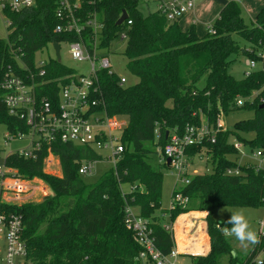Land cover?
<instances>
[{
  "label": "trees",
  "instance_id": "trees-1",
  "mask_svg": "<svg viewBox=\"0 0 264 264\" xmlns=\"http://www.w3.org/2000/svg\"><path fill=\"white\" fill-rule=\"evenodd\" d=\"M216 1L222 8L212 24L214 34L198 37L193 25L182 31L177 23L167 24L156 12L143 13L140 0H84L76 16L82 21L95 16L102 24L96 34L99 49L118 40V33L125 28L126 67L138 81L120 85L117 75L100 70L92 95L107 116L126 119L120 132L123 151L114 166L91 184L83 182L78 173L82 161L102 159L89 145L58 141L42 145L34 159L16 152L5 156L4 163L19 176L36 177L51 190L40 202L17 205L0 200V212L21 216L27 264H140V246L124 225L127 206L136 208L151 223L155 244L163 254L176 247L195 264H219L223 255H228L230 264H243L264 252V236H258L248 256L239 261L227 237L216 228L217 223L227 229L231 226L226 219L213 218L217 207H264V169L251 164L238 166L228 159L236 158L232 137L264 151V71L255 70L242 79L228 72L230 56L242 53L258 61L256 52H264V5L254 20L246 23L237 2ZM122 10L131 24L126 25V20L116 26ZM56 11L54 0H35L34 6L20 12L4 11L8 25L5 38H0V72L10 70L21 75L19 62L36 71L37 52L54 42L78 40L75 33L56 31L63 24ZM82 37L92 53L91 28ZM237 39L246 43L248 50ZM44 70L45 84L36 88V94L55 102L58 81L73 71L55 57L45 62ZM237 111H251L252 117L237 120L230 129L218 130L214 143L203 141L186 149L189 158L204 154L213 165L212 173L193 174L180 189L188 198L187 207L162 209L161 169L166 165L159 150L167 142L166 134L182 133L186 125L200 126L202 116L204 123L215 129L219 112L227 116ZM0 122L7 132L27 130L24 121L10 116L1 103ZM48 149L58 160L59 177L43 170ZM153 154L160 160L157 169L149 163ZM235 167L241 171L239 175L225 174L226 169ZM124 184L129 191L121 190ZM167 214L174 225L171 230L160 224L161 215ZM194 220L204 222L194 225ZM206 237L209 248L204 254Z\"/></svg>",
  "mask_w": 264,
  "mask_h": 264
},
{
  "label": "built area",
  "instance_id": "built-area-1",
  "mask_svg": "<svg viewBox=\"0 0 264 264\" xmlns=\"http://www.w3.org/2000/svg\"><path fill=\"white\" fill-rule=\"evenodd\" d=\"M152 5L151 12H156L162 16L167 24L177 23L181 18L190 14L196 6L204 0H140ZM56 3L57 16L63 21L62 25L56 27V31L75 33L78 40L64 42L68 45L73 60H84L89 62L90 70L88 74H73L64 76L58 81L57 99L55 102L45 96H38L36 88L44 86L45 75L44 65L46 61L34 64L37 68L33 71L19 62L23 73L17 75L10 70L0 72V103L4 105L10 116H15L24 121L26 132H7L6 139L27 138L29 147L17 151L19 156L34 159L35 152L42 145L50 146L54 142L73 143L76 145H89L100 155L106 151L105 157L116 163L117 158L123 151L120 143V132L126 125V119L120 116L109 117L103 110L98 109V101L92 97L97 87L95 85L97 72L105 70L109 75L114 74L111 70L109 60L101 54L98 48L99 40L96 34L102 29V24L95 19L80 20L76 13L82 9L84 0H54ZM35 0H0V14L8 25L4 11L20 12L34 6ZM127 18L124 20V22ZM123 22V23H124ZM122 23V24H123ZM131 21L127 20L126 25ZM87 28H91L94 38L89 42L92 53L89 52L88 44L84 42L82 35ZM207 34H214L212 24L205 26ZM118 40L125 41L126 33L123 28L118 33ZM59 45V44H58ZM60 49V46H59ZM258 61L246 58V70L244 77H248L255 70L264 71V52L257 51ZM56 59V58H55ZM38 77V79L36 78ZM119 78V84L125 85L126 79ZM241 105V101H237ZM223 116V115H222ZM218 130H225L220 117H217L215 129L202 122L200 126L186 125L182 133L172 131L167 134V142L162 150L161 161L166 163L169 159L168 167L176 174V179L183 185L189 182L188 168L189 158L186 149L193 145H199L203 141L214 143L215 133ZM118 135H115L116 132ZM236 150V158L247 156L248 160L238 166L251 164L256 169H264V151L252 149L236 140L231 141ZM248 149V153L244 152ZM102 156V155H101ZM57 159L49 151L44 159V167H52L53 160ZM250 159V160H249ZM96 161H82L78 173L80 175L90 173ZM58 163V162H57ZM114 163V164H115ZM166 165V164H165ZM195 174V170L192 171ZM241 173L238 167L228 168L226 175L237 176ZM192 174V175H193ZM43 187L36 178H23L5 163L0 164V200L7 204H22L33 202L35 195H43ZM47 194V193H46ZM188 198L174 189L170 196L169 208H186ZM169 215H161V219L166 218L167 222H160L165 230L173 229ZM124 225L130 230L140 246L137 260L140 264H181L183 253L173 247L167 254H163L155 244L152 225L148 220L142 218L133 207L127 206L124 209ZM22 219L18 214H5L0 212V264H27L26 245L22 239ZM216 228L224 236L228 230L220 223ZM194 232V231H192ZM258 236H264V217L258 223ZM261 254V256H260ZM264 252H259L254 258L243 264H262ZM193 262V261H192ZM190 264H195L190 263ZM239 264V263H237Z\"/></svg>",
  "mask_w": 264,
  "mask_h": 264
},
{
  "label": "rangeland",
  "instance_id": "rangeland-1",
  "mask_svg": "<svg viewBox=\"0 0 264 264\" xmlns=\"http://www.w3.org/2000/svg\"><path fill=\"white\" fill-rule=\"evenodd\" d=\"M240 1V0H236ZM222 8V5L217 2L216 0H204L200 2L196 6V25H195V30L197 34H203L205 35L206 29L204 30V26L202 25L206 23L213 24L217 15L219 14L220 9ZM139 9L143 13H148L151 12L152 10V5L150 3L146 4L144 1H142L139 4ZM243 17L246 23L249 22V18L247 15L244 14L243 12ZM178 27L181 30H186L190 26V19L188 17H183L177 22ZM6 22L3 19L2 15L0 14V38H5L6 33H7V27H6ZM239 45L241 47H244L245 49L248 50L249 46L244 43L242 40L237 39ZM60 49H59V62H61L62 65L66 66L67 68L71 69L75 74H83L86 75L88 74L90 70V64L87 61H82V60H73L68 53L69 47L68 45L64 43L59 44ZM125 47V42L124 41H113L110 43L108 48H105L104 50L101 51V54L106 56L109 60L111 70L112 72L120 77H124L126 79V84L125 85H133L135 84L138 79L131 75L126 67L127 63V58L124 56L123 51ZM54 51L51 46H48L47 48H44L40 52H37L34 56V63L38 64L40 61H47L50 58H54ZM232 63L228 69V72L231 76H233L235 79H242L243 73L246 70L245 66V56L242 53H239L237 55H232L230 56ZM199 86H202V81L199 82ZM221 115V120L223 122V125L225 128H232L234 122L240 119H247L252 117V112L251 111H237V112H232L228 114L227 116H224L223 113L219 112L218 117ZM223 115V116H222ZM201 121L204 122V118L202 116ZM6 125L2 122H0V164L4 163V158L6 155L10 153H15L19 150L26 149L29 147V140L27 138H14V139H6ZM118 131L115 133V135H118ZM235 138L232 137L230 138V141H233ZM244 152L248 153V149L244 148ZM106 151H102V159L99 161H96L93 170L90 173H86L81 175V178L83 182L91 184L96 182L101 175L106 172L108 169L112 168L114 166L113 160H109L105 157ZM249 154L247 156H242L235 158L234 156H229L228 159L235 161L236 163H244L246 160H248ZM250 160V159H249ZM53 166L48 168L44 167V172L48 175L52 176H57L59 177L61 175L60 172V167L57 159L53 160ZM118 161V158L116 156V162ZM149 163L157 169L160 164V160L158 159L157 154H153L150 159ZM162 163V162H161ZM190 166L188 168V175L193 174V170H195V174H208L212 173L213 171V165L212 163L208 160L207 157L204 154L195 156L192 160L189 162ZM162 172V190H161V208L162 209H167L169 208V202H170V196L172 194V191L174 189L180 190L183 187V184L179 182L176 179V174L168 167L165 166L161 169ZM36 178V177H34ZM37 181H39L40 185L43 187V195L44 194H50L51 190L47 186L46 183H44L42 180L36 178ZM121 190L123 192L129 191V186L127 185H122ZM36 198L34 199L33 202H40L43 198L41 195H35ZM1 197V196H0ZM228 208L232 210L233 212L237 210H243L245 217L247 219V224H248V230L252 231L256 235V239L258 237V223L261 221L264 217V207H259V208H246V207H217L213 211V218L217 221L220 220H225L230 216V212L224 211L221 212V209ZM136 211V209H135ZM191 222L193 221L192 219L190 220ZM161 222H167L166 218L161 219ZM198 222H204L203 220H194V225L195 223ZM192 230V229H191ZM174 237L176 235L175 229H174ZM195 237V235H194ZM228 243L231 247L232 252L235 253V255L238 257L239 261L241 259H244L248 256L250 251L252 250L254 244H249L247 246H244L241 244L239 241H237L234 237L227 236ZM200 251L198 248H192V250ZM261 256V254H260ZM184 259L181 264H190L193 263L192 259L184 255L182 256ZM219 264H230L228 263V255H223L219 259ZM240 263V262H238Z\"/></svg>",
  "mask_w": 264,
  "mask_h": 264
},
{
  "label": "clouds",
  "instance_id": "clouds-1",
  "mask_svg": "<svg viewBox=\"0 0 264 264\" xmlns=\"http://www.w3.org/2000/svg\"><path fill=\"white\" fill-rule=\"evenodd\" d=\"M224 211L230 212V216L226 219V223L231 227L226 231V235L234 237L244 246L254 244L256 242V235L254 232L248 230L247 219L243 210L233 212L228 208L221 209V212Z\"/></svg>",
  "mask_w": 264,
  "mask_h": 264
},
{
  "label": "crops",
  "instance_id": "crops-1",
  "mask_svg": "<svg viewBox=\"0 0 264 264\" xmlns=\"http://www.w3.org/2000/svg\"><path fill=\"white\" fill-rule=\"evenodd\" d=\"M233 1L236 2V0H233ZM237 3L241 7L242 13L244 12V14L248 16L249 21H252V20H254V17L256 15V13L263 7L264 0H240V1H237ZM195 12L196 13L198 12V11H196V8L190 14L186 15V17H188L190 19V25H193L194 27L196 25V15H195ZM207 24H210V23H206V24L202 25V27L204 26L203 27L204 30H205V26ZM182 31H184V30H182ZM195 32H196V30H195ZM197 36L198 37H202L204 35L203 34H197ZM135 209L136 208H134V210ZM136 212H138L137 209H136ZM198 213H202L203 216L206 215V212H198ZM206 242L207 243H206V248H205L204 254L208 251V248H209L208 238L207 237H206Z\"/></svg>",
  "mask_w": 264,
  "mask_h": 264
},
{
  "label": "water",
  "instance_id": "water-1",
  "mask_svg": "<svg viewBox=\"0 0 264 264\" xmlns=\"http://www.w3.org/2000/svg\"><path fill=\"white\" fill-rule=\"evenodd\" d=\"M126 18H127V14H126V12L124 10H122L119 18L115 22V25L116 26H121ZM52 49L54 51V55H55L56 60L59 62V45H58V43H56V42L52 43ZM261 107H262V105H261ZM165 162H166L165 163L166 166H168L169 165V159H166Z\"/></svg>",
  "mask_w": 264,
  "mask_h": 264
}]
</instances>
